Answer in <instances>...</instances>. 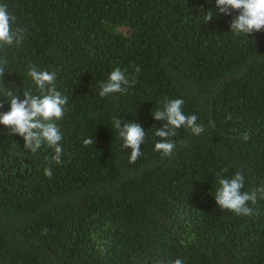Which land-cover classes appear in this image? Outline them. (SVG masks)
I'll return each mask as SVG.
<instances>
[{
  "label": "trees",
  "instance_id": "obj_1",
  "mask_svg": "<svg viewBox=\"0 0 264 264\" xmlns=\"http://www.w3.org/2000/svg\"><path fill=\"white\" fill-rule=\"evenodd\" d=\"M0 4L23 30L0 49V112L9 91L40 95L30 65L54 72L68 98L55 121L59 164L54 149L32 153L0 124V264H264V194L248 202L251 215L220 209L214 196L237 172L242 191L264 187V29L233 33L238 12L219 13L215 0ZM117 67L130 85L101 97ZM165 98L182 99L204 127L177 129L169 157L154 151L164 121L152 113ZM114 119L145 129L135 163Z\"/></svg>",
  "mask_w": 264,
  "mask_h": 264
},
{
  "label": "clouds",
  "instance_id": "obj_2",
  "mask_svg": "<svg viewBox=\"0 0 264 264\" xmlns=\"http://www.w3.org/2000/svg\"><path fill=\"white\" fill-rule=\"evenodd\" d=\"M218 12L224 15H231L236 11L238 14L231 19L230 30L235 34H246L249 36L254 32L264 29V0H215ZM213 11L208 12L205 21L211 22ZM6 5L0 4V49L5 45L12 46L19 44L23 39V30L13 29L11 24L15 22ZM4 61L0 60V65ZM139 71V69H137ZM5 69L0 66V79H3ZM28 76L31 77L37 86L40 95H32L29 92L23 93V99L18 95L10 96V110L0 112V124L10 129L12 134H18L24 139V148L35 153L42 145H47L54 149L52 160L59 164L61 162L62 134L59 126L55 123L63 117L64 106L68 103L67 96L62 95L55 87L56 75L54 72L38 71L34 66H29ZM135 83V79L131 84ZM130 81L126 78L120 68H115L109 73L108 79L100 83L101 97L115 93H124L125 86H129ZM162 110L152 113L155 120H163V126L155 129V135L162 138L154 145V151L160 152L162 156L169 157L173 153L174 143L168 138L176 135V130L184 127L194 135H199L204 131V127L197 123L196 115H185L182 111L184 101L182 99L168 100L165 98ZM113 127L118 130L122 141V148L129 147V162L135 161L141 156L140 145L145 140V129L136 122L122 123L120 119L113 120ZM244 139H248L247 133ZM85 146L94 144L92 137L83 141ZM226 171V170H225ZM46 176L51 177L50 168H45ZM220 187L215 191V201L220 209L230 210L238 215H251L253 209L248 202H256L257 193L264 194V187L254 191H242L244 176L237 172L230 178H220ZM173 264H182V260L177 258Z\"/></svg>",
  "mask_w": 264,
  "mask_h": 264
}]
</instances>
